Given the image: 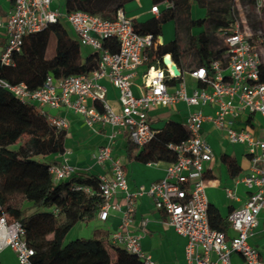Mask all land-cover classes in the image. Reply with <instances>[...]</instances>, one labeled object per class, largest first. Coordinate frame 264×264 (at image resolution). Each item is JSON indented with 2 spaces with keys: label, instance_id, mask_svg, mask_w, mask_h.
<instances>
[{
  "label": "built area",
  "instance_id": "built-area-1",
  "mask_svg": "<svg viewBox=\"0 0 264 264\" xmlns=\"http://www.w3.org/2000/svg\"><path fill=\"white\" fill-rule=\"evenodd\" d=\"M52 1L14 0L5 23L0 21V27L4 26L7 31V44L0 54L1 65L15 64L14 55L21 52L26 35L56 22H66L72 27L82 45L90 47L97 55V65L82 74L61 78L50 74L34 91L25 82L10 83L4 79H0V87L23 103L35 106L57 129H67L68 120L47 109L72 110L88 126H110L114 132H126L139 148L153 141L159 132L149 118L152 109L174 107L179 102L192 108L183 124L190 137L180 143L167 144L177 154V159L167 167L165 177L149 187L129 189L125 167L113 158L111 145L101 147L95 154L98 164L110 162L111 165L109 173L98 176L105 200L98 217L106 221L111 210L122 212L121 224L109 242L137 255L144 264H157L142 250V234L130 231L137 200L148 195L156 208L165 212L167 224L187 239L188 264H232L233 254H239L243 264H264L259 250L250 243L264 210V81L261 79L264 45L253 40L250 26L245 23L241 26L234 19L232 28L218 31L223 42L215 47L217 53L209 66L188 70L176 64L168 54L151 60L150 53L163 44L159 38L136 32L134 19L127 16L124 9L118 10L114 18L106 19L80 10L62 13L52 8ZM164 3L173 6L170 0ZM263 3L264 0H257L256 5L260 9ZM151 12L158 16L160 5H153ZM106 39H116L118 50L112 51L106 46ZM144 65H147L144 84L136 95L133 78ZM186 75L193 79V84L190 85ZM103 80L119 91V113L107 103ZM208 106L215 109L214 114L204 113L203 109ZM207 121L231 144L244 145L250 163L249 173L236 180L248 189V197L227 217L235 232L232 237L214 229L209 220L205 176L215 156L203 135ZM49 170L56 182L79 173L67 159L50 164ZM226 191L229 198L236 197L232 189ZM119 193L124 194V208L113 200ZM24 234L20 222L10 223L5 215L0 217V252L9 248L15 253L18 264H33L35 250Z\"/></svg>",
  "mask_w": 264,
  "mask_h": 264
},
{
  "label": "trees",
  "instance_id": "trees-1",
  "mask_svg": "<svg viewBox=\"0 0 264 264\" xmlns=\"http://www.w3.org/2000/svg\"><path fill=\"white\" fill-rule=\"evenodd\" d=\"M132 1L67 0L66 11L80 10L112 19L118 10ZM153 1L160 4L166 0ZM170 1L173 6H166L157 17L144 22L133 20L134 30L157 39L162 36L163 25L175 20L178 32L185 28L189 34L188 48L195 66L208 67L217 53L215 47L219 45L216 34L220 29L232 28L235 24L229 0H220L224 4L220 8H213L212 0ZM241 1L253 5L257 2ZM192 5L205 8L203 18L193 19ZM196 28L195 33L191 32ZM52 36L57 40L56 51L52 58H47ZM104 44L112 51L118 50L116 39H106ZM179 48L178 41H171L151 52L150 58L153 60L155 56L166 53L177 55ZM14 61L11 66L0 63V79L10 83L25 82L34 91L50 74L61 78L91 71L97 65V55L85 57L80 40L69 33L63 22H56L26 35L22 50L14 55ZM261 79L264 81V66ZM154 128L159 131L155 139L141 148L135 159L141 163H173L177 154L167 144L187 140L189 131L174 120ZM67 134L66 129L51 125L35 106L23 103L0 87V217L5 215L8 222L22 224L25 240L35 250L33 264H144L137 255L101 238H82L65 244L70 230L79 221L94 219L105 203L98 177L77 174L66 181L56 182L49 170L50 163L38 159L64 154ZM128 140L127 152L132 157L135 145L129 137ZM15 145L18 147L12 148ZM222 162L231 178L239 176L241 167L235 157L223 155ZM35 209L46 210L30 213ZM208 215L211 226L227 234L229 222L212 204H209Z\"/></svg>",
  "mask_w": 264,
  "mask_h": 264
},
{
  "label": "crops",
  "instance_id": "crops-1",
  "mask_svg": "<svg viewBox=\"0 0 264 264\" xmlns=\"http://www.w3.org/2000/svg\"><path fill=\"white\" fill-rule=\"evenodd\" d=\"M67 0H53L52 8L62 13H66ZM14 0H0V21L5 23L8 13L12 7ZM163 4H165L163 2ZM155 5L153 0H134L126 5L124 11L127 16L138 22H144L151 17H157L151 12L152 6ZM161 5V3L159 4ZM164 7L160 6V13ZM195 9H199L197 5H192L191 15ZM200 12V9L198 10ZM204 12V11H203ZM193 17V15H192ZM194 19V18H193ZM175 21V20H174ZM69 33L76 37L75 31L72 27L63 22ZM164 26V25H163ZM170 26L162 28V36L159 38L162 44H167L171 41H178L179 52L166 53L178 65L186 69H195V62L191 50L188 48L189 34L185 28L180 31L177 30V22L175 21V34L171 31ZM191 32L195 33L196 30ZM7 44L6 28L0 27V54ZM57 40L52 36L47 49V58H52L55 55ZM83 49L88 53H84L85 57L94 54L90 47L83 46ZM192 57V61L188 62V58ZM192 65L188 67L187 65ZM147 65L139 68L137 75L133 78V91L136 95L140 92V87L144 84V74ZM190 80H193L190 77ZM102 84L106 87V100L109 106L117 113L121 111V104L119 101V91L109 81L103 80ZM192 109V108H191ZM190 107L184 102H179L174 107H160L152 109L149 113L151 124L154 127H161L165 122L174 120L181 124L186 121L190 112ZM55 116L66 118L69 122V127L66 139V152L64 154L50 155L45 158H39L40 161H46L50 164L60 163L67 159L68 163L76 167L78 174L84 176L98 177L102 174L110 172V162L105 164H98L95 159L97 151L105 146H112V156L121 161L125 167L128 186L130 190L144 186L149 187L152 183L161 180L166 175V169L170 165L168 162L160 161L155 163H141L135 159V155L141 149L135 145L132 152V157H129L128 135L126 132H114L110 126L94 125L88 126L85 124L83 118L72 110L65 108L59 110L47 109ZM207 115H212L215 109L208 106L203 109ZM203 135L211 145L215 160L206 171L205 192L209 200V204L214 205L222 217L227 219L228 215L236 208L243 205L248 197V189L242 183H237L236 180L244 177L249 173V159L247 157L246 148L242 144H231L226 140L223 134L217 131L214 125L207 121L204 123ZM112 135L113 136L112 138ZM134 145V144H133ZM229 155L236 158L241 167V173L237 178H231L226 165L222 162V156ZM230 188L235 193V198H229L226 189ZM114 202L120 203L124 208V194L119 193L114 199ZM46 209H35L30 213L42 211ZM101 222H106V227H95L94 237L101 238L109 242L112 233L118 229L122 220V212L119 210H111L108 220H101L98 215L94 218ZM167 216L164 211L156 208L153 200L148 195H143L137 200L136 210L133 215L130 231L136 234H142L141 247L144 252L151 255L152 259L157 264H188L185 255V247L187 239L179 235L175 229L167 224ZM89 221H79L68 233L70 236L74 230H77L74 236L76 239H89L83 236L84 226ZM227 235L232 237L235 232L228 227ZM74 241V240H72ZM250 243L256 247L264 262V210L259 216V224L255 228ZM13 255L16 259L15 253L10 249L0 252V264H8L9 258L7 256ZM17 260V259H16ZM232 264H243V260L239 254L232 255ZM14 264H18L17 261Z\"/></svg>",
  "mask_w": 264,
  "mask_h": 264
},
{
  "label": "rangeland",
  "instance_id": "rangeland-1",
  "mask_svg": "<svg viewBox=\"0 0 264 264\" xmlns=\"http://www.w3.org/2000/svg\"><path fill=\"white\" fill-rule=\"evenodd\" d=\"M212 1H213V4H212L213 8H220L224 5V4L220 3V0H212ZM130 3H128V4H130ZM228 5L231 8L233 18L237 19L241 26L244 23L248 24L250 26L252 32L254 33L253 34V40L255 42L261 44V45H264V3L260 9H259V7H257V5H253L252 3H249L246 1L244 2L241 0H229ZM160 6L164 7L165 4L161 3ZM199 9H200V12L198 11ZM199 9L194 10V12L192 14L194 19L204 17L205 11H206L205 8L199 7ZM166 26H170V28L172 29L171 31H172L173 36H174V34H175V21L174 20L167 21L163 26V32H164V28ZM197 29L198 28H196L195 30H197ZM216 38L218 40V43L219 44L221 43V45H222V42H223L222 37L219 34H216ZM84 53H88V52L84 50ZM187 60H188V62H191L192 57H189ZM186 76H187L186 78H187L188 82L190 83V85L193 84L194 81L190 80V76L189 75H186ZM257 118H259V117H257ZM182 123L185 124V121H182ZM17 147H18V145H15L12 148L16 149ZM106 225H107L106 222H101L99 220L92 219L87 224H85L84 231L82 232L83 236H86L87 238H93L94 237V231H95L94 228L99 226L98 228L104 229L106 227ZM76 231L77 230H74L70 236L66 237L65 244H68L72 240H75L76 237L74 236V234L76 233ZM7 249L10 251L9 248H7ZM7 258H9L8 264H14L17 261L16 260L17 258L15 259L13 257V255H9V256H7Z\"/></svg>",
  "mask_w": 264,
  "mask_h": 264
},
{
  "label": "water",
  "instance_id": "water-1",
  "mask_svg": "<svg viewBox=\"0 0 264 264\" xmlns=\"http://www.w3.org/2000/svg\"><path fill=\"white\" fill-rule=\"evenodd\" d=\"M167 61H169V59H167ZM175 72L178 73V70L176 69Z\"/></svg>",
  "mask_w": 264,
  "mask_h": 264
},
{
  "label": "bare ground",
  "instance_id": "bare-ground-1",
  "mask_svg": "<svg viewBox=\"0 0 264 264\" xmlns=\"http://www.w3.org/2000/svg\"><path fill=\"white\" fill-rule=\"evenodd\" d=\"M169 59V58H168Z\"/></svg>",
  "mask_w": 264,
  "mask_h": 264
}]
</instances>
